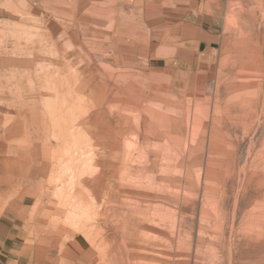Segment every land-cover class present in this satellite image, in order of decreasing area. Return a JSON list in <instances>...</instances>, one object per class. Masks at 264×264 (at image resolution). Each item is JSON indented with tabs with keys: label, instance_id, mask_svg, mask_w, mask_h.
Returning a JSON list of instances; mask_svg holds the SVG:
<instances>
[{
	"label": "rangeland",
	"instance_id": "rangeland-1",
	"mask_svg": "<svg viewBox=\"0 0 264 264\" xmlns=\"http://www.w3.org/2000/svg\"><path fill=\"white\" fill-rule=\"evenodd\" d=\"M0 226V264H264V0H0Z\"/></svg>",
	"mask_w": 264,
	"mask_h": 264
},
{
	"label": "crops",
	"instance_id": "crops-1",
	"mask_svg": "<svg viewBox=\"0 0 264 264\" xmlns=\"http://www.w3.org/2000/svg\"><path fill=\"white\" fill-rule=\"evenodd\" d=\"M10 127H12V125L10 126ZM13 128V127H12ZM13 135V133H12V131L11 132H9L8 134H5L4 135V137H5V139H7V138H10L11 136ZM8 227L7 226H0V235L1 234H3V231H5V232H8ZM3 237H0V243H6V240H3L2 239ZM80 240H79V242L81 243V241H83V239H81V238H79ZM13 244H14V242H13ZM82 244V243H81ZM83 247V246H82ZM11 250H7L6 251V259H11V260H21V259H23L24 257H22L21 255L20 256H17V257H13V256H9L8 255V252H10ZM88 257H90V255H87Z\"/></svg>",
	"mask_w": 264,
	"mask_h": 264
}]
</instances>
